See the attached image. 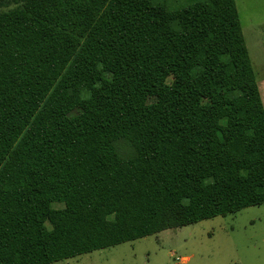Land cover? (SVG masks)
Wrapping results in <instances>:
<instances>
[{
  "label": "trees",
  "instance_id": "obj_1",
  "mask_svg": "<svg viewBox=\"0 0 264 264\" xmlns=\"http://www.w3.org/2000/svg\"><path fill=\"white\" fill-rule=\"evenodd\" d=\"M5 8L0 264H54L264 204V103L236 0Z\"/></svg>",
  "mask_w": 264,
  "mask_h": 264
},
{
  "label": "rangeland",
  "instance_id": "obj_2",
  "mask_svg": "<svg viewBox=\"0 0 264 264\" xmlns=\"http://www.w3.org/2000/svg\"><path fill=\"white\" fill-rule=\"evenodd\" d=\"M3 1L0 10L15 7L20 0ZM158 1L166 2L171 9L189 3V0ZM236 3L264 103V0H236ZM47 226L51 229L49 223ZM54 264H264V204Z\"/></svg>",
  "mask_w": 264,
  "mask_h": 264
},
{
  "label": "crops",
  "instance_id": "obj_3",
  "mask_svg": "<svg viewBox=\"0 0 264 264\" xmlns=\"http://www.w3.org/2000/svg\"><path fill=\"white\" fill-rule=\"evenodd\" d=\"M262 96V95H261ZM262 100H263V97H262ZM185 258H183V260H184ZM187 260H188V258H186Z\"/></svg>",
  "mask_w": 264,
  "mask_h": 264
}]
</instances>
